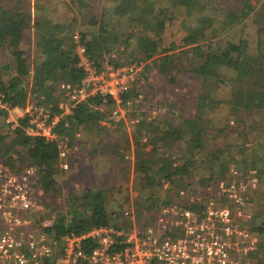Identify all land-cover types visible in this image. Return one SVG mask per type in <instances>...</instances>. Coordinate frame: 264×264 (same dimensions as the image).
Masks as SVG:
<instances>
[{
  "label": "trees",
  "instance_id": "obj_1",
  "mask_svg": "<svg viewBox=\"0 0 264 264\" xmlns=\"http://www.w3.org/2000/svg\"><path fill=\"white\" fill-rule=\"evenodd\" d=\"M50 1L35 0L33 4L32 0H0V50L9 54L0 63V95L4 96L14 107L23 108L27 102L34 101L39 104L53 105L54 110H58L60 104L68 101L67 93L61 90V86H76L85 79L86 74L79 66V59L72 40L77 22L66 18L54 21L44 16L43 12L49 8ZM67 1H70L71 6L75 5L87 14L85 20L89 25L98 26L100 24L96 35L88 32L79 34L81 42L100 69L106 63L103 62V51L108 47L114 50V47L120 44L119 42L125 45L126 50L129 44H134L141 51L146 52L147 60L154 59V65L159 70V74L163 76H171L177 69L175 68L176 63L180 61L183 64L181 59L183 56L189 58L196 56V58L192 57L183 69L189 67L197 81L202 78L198 85L203 93H199L197 99H194L195 102L187 100L183 102V105L194 102L197 106L194 111L197 113L191 116L186 112L183 113L184 109H182L179 117L167 115L169 118L167 117L162 124L160 123L165 129L162 131L156 129L157 131L154 132L160 135L146 138L145 143L142 139L145 134L144 130L142 132V129L137 128L135 131L139 135V137L134 135L135 143L140 146L149 144L153 146L151 152L147 154L150 158L153 157L152 161L144 159L138 152L139 158L134 173L136 176L134 191L137 193L134 211L136 209L138 216L142 217L145 212L158 211L160 204L168 206L190 201L189 197L195 189L185 196L177 195L175 202H171L165 196L162 200L164 203H161L158 201L159 194L152 193L154 187H163L165 183H168V186L170 183L174 185L175 178L180 176L179 173L188 176L193 168L211 169L210 178L202 182L203 188L208 185L216 187L218 183L225 181L230 174L231 164L235 163L237 166L240 164L237 161L238 158L235 157V154L239 152L235 153L234 150L227 148L228 146H221L220 142L219 145L214 144L221 139L220 137H226L224 132L228 130L229 125L225 123L218 128L212 120L209 122L207 119L208 127L206 128L201 121H203L206 109L215 110L223 104L229 107L232 114L244 112L251 116L264 118V26L258 33L260 38L257 55L248 54V43L244 40H241L239 44H229L218 55L206 53L203 45L200 44V40L206 36L205 31L211 27L214 20L198 15L196 7L202 13L207 8L209 0H165L164 2L169 4L166 10L156 9L155 2L149 0H106L110 2L114 20L118 18L114 26L98 19L93 13L98 0ZM200 1H203L202 6ZM24 2L32 6L26 8L22 5ZM228 2L231 0H223L220 5L225 8L227 7L225 3ZM246 2L250 5L249 9L252 12L255 8L251 6L249 0ZM106 9H109V6ZM227 18L238 19L233 13H229ZM125 21L128 26L123 32L119 27L120 24L126 23ZM30 31H33L35 35V55L33 57L24 48L25 36ZM234 52L236 56L232 57L231 54ZM121 64L117 62L116 66H122ZM222 65L227 66L232 72L229 78L217 73V69ZM32 72L34 76L30 79ZM176 80L170 78L167 82L175 86ZM212 82L217 86L219 84L230 85L232 90L230 102H220L215 100L214 93L204 92ZM133 90L131 89L124 95L125 102L126 97L133 94ZM113 106L110 100L103 103L100 97L90 99L87 103L78 106L73 116L75 122L70 129L66 130L72 145L74 144V128L81 125L87 127V124L92 121L96 123V126L99 121H109L108 114L114 108ZM96 107L100 110L97 111ZM106 108H108L107 112L103 111ZM230 117L235 118L234 115ZM3 118L4 114L0 113V126L4 124ZM112 123L116 126H124L123 122ZM236 134L241 135L238 131ZM0 135L2 136L0 137V158L18 172L26 167L36 168L35 179L37 184L43 188L46 198L62 200L64 190L59 186L57 179L61 172L67 173L68 170L60 168L58 146L47 142L42 137L26 135L21 129L10 131L6 126L1 129ZM127 136L128 134L125 138ZM259 137L263 142L260 145L262 147H259L262 148L260 158L255 159L254 163L257 168H250L246 163L244 170L241 171L246 173L249 170L256 176L258 182H260L259 177L264 173V131L259 133ZM102 139L94 148L95 154L101 150L99 145L104 144ZM184 139H187L185 146L182 145ZM112 141H106L110 151L109 154L106 152L105 157H109L115 151L114 137ZM231 149H234V146ZM201 155L205 157L201 158L202 160L197 158ZM240 155H244V152H240ZM67 161L73 169L75 166L73 156ZM108 190L110 189H105L104 184L88 187L83 192L77 191L80 192L78 194L76 191L70 193L69 198H64L65 204L60 203L58 207L55 202L54 206L46 205L43 208V217L38 221L39 228L55 238H60L72 232L84 233L95 227L120 222L131 223L120 220L123 212L118 213L115 209H108ZM170 197H172L171 194ZM256 232L262 241L259 248L261 246L263 254L264 227L258 228Z\"/></svg>",
  "mask_w": 264,
  "mask_h": 264
},
{
  "label": "built area",
  "instance_id": "obj_2",
  "mask_svg": "<svg viewBox=\"0 0 264 264\" xmlns=\"http://www.w3.org/2000/svg\"><path fill=\"white\" fill-rule=\"evenodd\" d=\"M72 39L86 75L79 85L61 86L68 101L58 110L34 101L14 107L0 95L6 128L21 129L26 135L56 144L65 171L70 170L67 160L76 152L66 130L75 122L78 106L96 97L103 103L110 100L114 108L109 121L126 123L124 95L144 84L149 75L143 61L100 69L81 36L76 33ZM35 173L36 168L28 167L18 172L0 158V264H264V253L255 260L259 240L251 228V210L258 179L249 170L232 169L219 183L216 190L225 207L215 206L198 190L189 202L158 205L152 225L138 224L136 211L127 205L120 219L131 222L126 228L110 224L60 238L39 228L43 209L38 210V202L45 192Z\"/></svg>",
  "mask_w": 264,
  "mask_h": 264
},
{
  "label": "rangeland",
  "instance_id": "obj_3",
  "mask_svg": "<svg viewBox=\"0 0 264 264\" xmlns=\"http://www.w3.org/2000/svg\"><path fill=\"white\" fill-rule=\"evenodd\" d=\"M34 1L35 0H32L33 4ZM149 1L155 2V8L158 10H166L169 7V4L164 2L165 0ZM222 1L223 0H209L207 8L204 9L202 13H200L198 10L199 8L196 7L198 15L214 20L213 24L210 25L211 27H208L207 31H205L206 36L200 40V44L203 45L204 51L206 53L220 55L229 44H239L241 40H244L248 43V54L250 56L257 55L259 52L258 41L260 38L258 33L264 26V0H249L251 6L255 8L252 12H250L249 8L251 7L246 2L247 0H231V2L225 3L227 6L225 8L220 5ZM69 2L70 1L67 0H51L49 8H46L43 12L44 16L49 17L54 21H61L64 18L76 21V27H74L76 30H74L73 36L76 33L81 34L83 32L96 35L99 32L100 24L98 26L89 25L85 20L87 14L80 11L77 6H71ZM202 2L203 1H200L201 6ZM22 5H25L26 8L32 6V4H26L25 2ZM108 6L109 9H106ZM93 13L98 19L100 18L103 22L110 23L113 26L118 22V18H115L116 20H114L110 2L106 0H98L97 3H95ZM229 13L235 14L238 19L227 18ZM248 13L249 15H246ZM125 22L126 23L120 24V31L124 32L127 28L128 23L127 21ZM163 35L164 37H167V35ZM24 41V48L33 57L35 55V35L33 31L27 33ZM119 43L118 47H114V50L108 47V49L103 51V62H106L105 66H116L117 62L122 63L121 65H129L136 61H143L146 64V71L149 74L147 79H145L146 82L134 87L133 94L126 97L125 108L128 112V117L126 118L127 122L123 123L124 126H116L115 123H112L111 121L102 120L99 121L96 126V123L92 121L87 124V127L81 125L80 127L73 129V145L76 148V152L73 155L75 166L73 169L71 167V170H68L67 173L61 172L57 179L59 186L64 190V197L59 201L58 199L53 198L47 199L46 196L43 195L38 202L39 211L46 205L54 206V202L57 207L60 203L65 204L64 198H69L68 195L70 193L76 191L78 194L88 187L99 186L101 184L105 185V189H110L107 193L108 209H115L118 213H122V210L127 205L134 209L135 197L137 195L134 191L136 185V176L134 173L139 158L138 156L142 155L141 157L151 161L153 159V157L150 158V156H147V154L151 152L153 146L150 144L147 146H140L135 143L133 138L134 135L139 137L135 131H137V128L142 129V132L144 130L143 133L145 134H143L142 139H144L145 143L147 141L146 138L151 136L157 137L160 135L154 131H162L165 129L164 125L161 124L167 119V117L169 118L167 115L171 114V116L179 117V115L182 114L180 112L182 109H184L183 113L186 112L191 116L193 113H197L194 111L195 108H197L194 102L199 96V93H203V90L200 91L198 85L202 78H199L197 81L193 77V73L190 71L189 67H184L183 69V66H187L192 60V57L196 58V56H191L190 58L183 56L181 58L183 64L179 61L175 65V68L177 69L173 71L171 76H163L159 74V70L154 65V59L147 60L146 57L148 55L145 54L146 52L141 51V49L134 44H129L126 50L125 45H122L121 42ZM8 56L9 54L4 52V50H0V63ZM231 56L235 57L236 53H232ZM217 73L227 78L232 74L227 66L224 65L217 69ZM33 76L34 72L31 73L30 79H32ZM170 78L177 79L175 86H172L167 82ZM206 91L214 93L215 100L220 102H230L231 100L232 90L229 84H219L217 86V84L212 82L204 90V92ZM187 100H194V102L183 105V102ZM96 109L97 111L100 110L99 107H96ZM107 110L108 108L103 111L107 112ZM173 111L174 113H171ZM230 115H234L235 118L232 119ZM203 117L201 124L206 128L208 127L207 119L209 122L212 120L218 128L222 127L225 123L229 125L228 130L224 132L226 137H220L221 139L214 144L219 145L218 143L220 142L221 146H228L227 148H230L231 151L234 150L235 153L239 152V154H235V157L238 158L237 161L240 162V164L239 166L235 163L231 164V170L243 171V167L246 163H248L250 168L256 166V164H254L256 161L255 159L260 158L262 151V148L259 147H262L260 145L263 141L260 140L259 133L264 131V118L261 119L258 116H251L244 112L232 114L226 104L221 105L215 110L206 109ZM4 126V124L0 126V133ZM101 131H103L101 134L98 133ZM237 131L241 134L240 136L236 134ZM126 134H128L127 138H125ZM0 137L2 136L0 135ZM113 137L116 141V144L114 145V154L112 153L109 157H105L104 155L106 152L109 154L110 151L109 146L107 145L108 142L106 141H112ZM101 138H103L101 141L104 142V144H102L103 146L99 145L101 150L99 153L95 154L94 148ZM183 141L184 143H182V145L185 146L187 139H184ZM118 146L121 147L119 148ZM232 146H234V149H231ZM240 152H244V155H240ZM197 158L201 159L205 157L201 155ZM60 168L62 169L61 166ZM82 168H84L83 171ZM179 175L180 176L175 178L174 185L170 183L168 186V183H165L163 187H154L152 193L154 194L157 192L159 194L158 201L162 203L164 197L167 196V198L173 202L174 200H177L175 199L177 195H180V197L182 195L185 196L187 193H190L192 189H195V194L199 190L197 193L212 201L215 206L225 207V200L216 190L219 183L216 187H213L212 185V189L210 190L209 185L204 188L202 186V182L206 178H210L211 169L193 168L189 171L188 176H184L182 173H179ZM74 176L76 177L74 178ZM259 178L260 182H258V190L253 194L255 207L251 210L254 216L251 228L258 237L259 244H261L262 241L256 230L260 227H264V173ZM165 185H167V189H165ZM170 194L172 197H170ZM152 212L153 213L145 212L142 217H139L138 213H136L138 224L141 226L154 224L157 210H153ZM116 224L125 227L129 222H120ZM261 250L260 246L259 252L255 258L256 262L262 255Z\"/></svg>",
  "mask_w": 264,
  "mask_h": 264
},
{
  "label": "crops",
  "instance_id": "obj_4",
  "mask_svg": "<svg viewBox=\"0 0 264 264\" xmlns=\"http://www.w3.org/2000/svg\"><path fill=\"white\" fill-rule=\"evenodd\" d=\"M81 147H83V146H81Z\"/></svg>",
  "mask_w": 264,
  "mask_h": 264
}]
</instances>
